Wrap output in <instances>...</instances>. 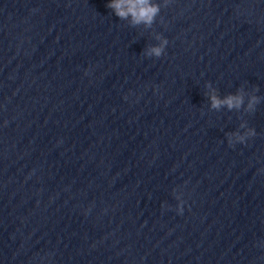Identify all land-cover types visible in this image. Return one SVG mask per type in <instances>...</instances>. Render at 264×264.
I'll return each instance as SVG.
<instances>
[{
	"label": "water",
	"instance_id": "1",
	"mask_svg": "<svg viewBox=\"0 0 264 264\" xmlns=\"http://www.w3.org/2000/svg\"><path fill=\"white\" fill-rule=\"evenodd\" d=\"M109 2L0 0V264H264V0Z\"/></svg>",
	"mask_w": 264,
	"mask_h": 264
},
{
	"label": "clouds",
	"instance_id": "2",
	"mask_svg": "<svg viewBox=\"0 0 264 264\" xmlns=\"http://www.w3.org/2000/svg\"><path fill=\"white\" fill-rule=\"evenodd\" d=\"M166 5L167 0L165 6ZM106 7L111 9L121 20H127L130 18L132 26L143 24L146 27H151L161 11L160 4L154 3L153 0H110ZM157 39L160 40L159 45L146 49L144 53L145 56L159 59L162 55H164L169 41L161 38L160 36H157ZM87 74L88 72L86 71L85 75ZM208 87L210 88L211 86L208 85ZM125 99H127V97H125ZM209 99L211 102V108L214 110H219L223 106H226L229 110H239L244 103V94L241 91L237 95H228L221 100L215 94V90H212L209 94ZM258 103L259 98L257 96H251L249 98L247 110L254 111L255 105ZM241 127H244V125H241ZM255 136L256 133L254 129H249L244 135L236 134L234 139L230 136L228 141L229 147H234L237 143L241 145L246 144L249 139ZM175 199L178 202L175 211L178 215H182L186 201L181 199L179 196H176Z\"/></svg>",
	"mask_w": 264,
	"mask_h": 264
}]
</instances>
